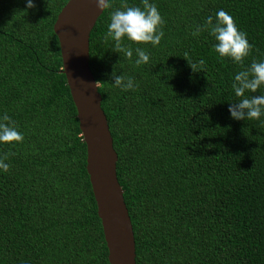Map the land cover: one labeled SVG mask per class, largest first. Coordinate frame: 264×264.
<instances>
[{
    "label": "trees",
    "instance_id": "16d2710c",
    "mask_svg": "<svg viewBox=\"0 0 264 264\" xmlns=\"http://www.w3.org/2000/svg\"><path fill=\"white\" fill-rule=\"evenodd\" d=\"M67 0H0V117L23 142H0V264H108L85 172V146L52 24ZM112 0L88 36V67L116 153L135 264H264V116L236 120L235 75L264 61V0H150L165 24L157 46L128 60L104 40ZM142 7V0H126ZM225 10L254 47L221 57L196 25ZM150 54L135 65V48ZM190 62L204 61L193 71ZM138 85L124 91L111 73ZM264 94V87L256 93Z\"/></svg>",
    "mask_w": 264,
    "mask_h": 264
},
{
    "label": "water",
    "instance_id": "95a60500",
    "mask_svg": "<svg viewBox=\"0 0 264 264\" xmlns=\"http://www.w3.org/2000/svg\"><path fill=\"white\" fill-rule=\"evenodd\" d=\"M102 12L96 0H67L52 24L78 129L85 146V172L100 221L108 264H135L130 220L115 174L116 153L100 94L88 67V36Z\"/></svg>",
    "mask_w": 264,
    "mask_h": 264
},
{
    "label": "clouds",
    "instance_id": "9594fccd",
    "mask_svg": "<svg viewBox=\"0 0 264 264\" xmlns=\"http://www.w3.org/2000/svg\"><path fill=\"white\" fill-rule=\"evenodd\" d=\"M99 9L112 7V0H96ZM33 0H27V8H33ZM165 21L161 16L157 6L150 0H142V7L129 6L122 2L121 8L114 10L110 14V23L107 27L104 40L114 41L113 50L124 52L125 57L131 60L133 49L123 45V38L137 44L151 43L153 46L160 44L164 37L163 25ZM208 29L210 34L215 37L217 43L214 49L221 57H230L234 62L243 65L244 59L252 52L253 45L249 43L247 34L239 30L234 18L225 10L221 9L213 16H208L205 25H196L192 32L193 36H198L201 31ZM136 53L135 65L147 64L150 61V54L140 47L134 49ZM187 60V55L184 56ZM192 70H203L204 61L198 63L190 62ZM113 85L121 90H134L138 85L134 79L125 75H117L115 66L111 73ZM264 87V61L253 60L250 66L239 71L232 83V89L236 97L240 99L230 104L229 112L231 117L236 120H257L260 121L264 116V94L246 95V93H256ZM264 124V121H261ZM24 135L18 130V126L6 113L0 117V142L12 143L23 142ZM15 153H6L0 156V169L7 172L10 164L5 161Z\"/></svg>",
    "mask_w": 264,
    "mask_h": 264
}]
</instances>
